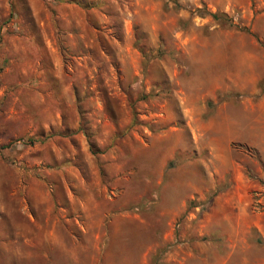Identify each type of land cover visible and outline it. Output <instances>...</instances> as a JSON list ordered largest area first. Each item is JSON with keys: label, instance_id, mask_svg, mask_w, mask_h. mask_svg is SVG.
Wrapping results in <instances>:
<instances>
[{"label": "rangeland", "instance_id": "obj_1", "mask_svg": "<svg viewBox=\"0 0 264 264\" xmlns=\"http://www.w3.org/2000/svg\"><path fill=\"white\" fill-rule=\"evenodd\" d=\"M193 251L264 264V0H0V264Z\"/></svg>", "mask_w": 264, "mask_h": 264}, {"label": "crops", "instance_id": "obj_2", "mask_svg": "<svg viewBox=\"0 0 264 264\" xmlns=\"http://www.w3.org/2000/svg\"><path fill=\"white\" fill-rule=\"evenodd\" d=\"M234 52L236 53V51ZM242 52H243V56H242L240 64L239 65L236 64V55H234L235 65L225 67L224 71L221 70L220 72L221 75L214 76V77L208 76L209 73L211 74L212 72L211 70H213L212 66L210 67L208 66L204 68L206 77L204 78L203 82L198 77L197 78L193 77V79L192 78L190 79V84H189L190 90L197 92L199 95L204 93L203 94L204 103L201 104L199 101H197V106L195 108L192 107V109L187 108V111H208L205 105V101L209 98L214 97L213 96L214 93L218 91L219 89L222 90L224 88V90H228L229 87L230 89H232V86H234L235 90L237 89L243 90V88L246 90L247 86L250 85V87L252 88V91H256L255 88H256V84L259 79L258 78L256 79L255 77V66L258 63V60L261 59V57L257 54H254V52H252L250 49L244 50ZM226 108L223 109V107L219 105L216 107L214 111H224ZM172 185L177 186L178 185L177 181L172 183ZM174 193L176 196L174 201H176L177 203V201H179L178 198L181 196V191H177ZM174 193H172L171 195L172 198H174ZM178 206L179 205L177 204L176 207ZM174 209H172V211H175ZM220 261H221L220 258H216L215 263H212V264H221ZM179 264H208V262L205 260V257L202 256L201 252L193 251L187 255L184 261L180 260Z\"/></svg>", "mask_w": 264, "mask_h": 264}, {"label": "trees", "instance_id": "obj_3", "mask_svg": "<svg viewBox=\"0 0 264 264\" xmlns=\"http://www.w3.org/2000/svg\"><path fill=\"white\" fill-rule=\"evenodd\" d=\"M207 13L210 14L214 19H218L220 16L217 13H210V12H207Z\"/></svg>", "mask_w": 264, "mask_h": 264}]
</instances>
